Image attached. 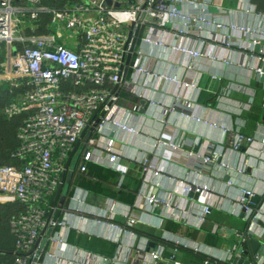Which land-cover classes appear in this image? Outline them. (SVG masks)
<instances>
[{
	"label": "built area",
	"instance_id": "built-area-1",
	"mask_svg": "<svg viewBox=\"0 0 264 264\" xmlns=\"http://www.w3.org/2000/svg\"><path fill=\"white\" fill-rule=\"evenodd\" d=\"M44 1L0 0V89L6 88L15 97L3 111L8 120L23 116L16 133L17 147L10 153L15 164L0 167V197L22 207V212L10 220L15 247L11 261L3 264H48L47 260L52 261L51 264H182L176 258L177 249L166 259L159 252L146 251L135 243L126 248L117 243L114 258L75 247L72 257L64 256L72 225L63 218L67 214L65 206L56 223L52 218L49 220L58 209L53 206V200L72 153L98 118L100 122L86 143L78 165L79 173H88L89 164L125 172L119 163L122 153L114 134L135 138L140 132L126 122L127 111L119 105L120 92L148 98L147 86L153 80L196 89V85L175 75L158 73L141 65V43L182 56L183 65L190 69L194 60L211 56L204 49L207 39L227 48L233 45L242 48L243 39L250 37L252 49L261 46L264 44L263 23L260 22L257 28L227 25L207 14L213 0H111L110 6L106 0H81L63 9L48 7ZM250 1L240 0V11L251 14ZM188 7H198L199 11H188ZM259 18L264 17L259 15ZM138 27L140 35L133 59L139 61L134 63L132 60L125 77L126 57ZM213 29L215 33L208 37L207 33ZM183 41H186L185 45ZM257 61L255 71L262 76L263 56L257 57ZM175 97L172 110L184 106L193 110L192 103L178 95ZM151 104L156 106L152 100ZM102 112L104 117H100ZM168 113L169 109H162L161 116ZM255 143V138L240 131H227L230 150L241 152L245 146ZM260 145L264 146V139ZM159 146L172 151L180 149L179 143L166 141L163 136L155 141V147ZM188 156L196 157L204 166H211L217 160L215 155L189 153ZM242 160L243 166L237 169L239 173L249 164L247 158ZM142 165L143 181L135 204L125 206L108 199L99 216L100 220L123 229L135 239L138 237L137 226L145 224L144 216L160 224L164 220L180 222L190 216L176 202L149 192L151 179L160 173L146 157L142 159ZM222 166L230 169L227 164ZM177 188L180 200H186L191 193L206 192L184 181H179ZM246 196L252 198L254 194L242 190L239 199L240 206L246 211L245 219L249 221L248 233L258 228L261 232H255V237L264 241V228L258 226L263 205L255 212L249 201L246 203ZM69 199L70 196L66 201ZM72 200L83 203L80 197L75 196ZM120 207H126L127 212L120 213ZM210 211L209 206L204 207L200 220L204 221ZM118 216L124 218L123 226L115 224ZM50 227L53 234L47 249L37 257L42 233ZM242 242L245 240L240 237L228 250V261L214 264H231L235 255L242 257L238 253ZM127 251L134 252L131 263L127 260ZM247 259L250 264H264L263 256ZM205 264L212 263L207 260Z\"/></svg>",
	"mask_w": 264,
	"mask_h": 264
},
{
	"label": "crops",
	"instance_id": "crops-1",
	"mask_svg": "<svg viewBox=\"0 0 264 264\" xmlns=\"http://www.w3.org/2000/svg\"><path fill=\"white\" fill-rule=\"evenodd\" d=\"M263 1L251 0L249 5L252 13L246 14L240 11V0H213L207 14L227 25L257 28L262 22L264 28V18H259V15L264 17ZM187 10L198 12L199 8L188 7ZM214 33L213 29L207 36L211 37ZM185 44L186 41H183V45ZM205 44L207 46L204 49L215 59L205 57L194 60L188 69L183 65L182 56L172 54L167 49L141 43V65H147L158 73L175 75L184 82L196 85V89L153 80L147 86V92L150 93L148 98L120 92L119 105L127 111L126 122L136 127L140 135L133 138L115 133L113 137L121 150L119 163L125 171L120 173L122 178L119 179V186L125 184L126 177L128 183L130 179L143 181L142 159L146 157L160 173V176L151 179L149 192L176 202L190 216L180 222L164 220L161 224L144 216L145 224L138 225L136 231L150 234L156 241L139 234L135 239L123 232V229H117V226L99 219L110 197L94 195L88 190L75 187L66 206L67 214L63 217L72 225L71 232L116 246L113 257L98 253H93L94 255L114 258L117 256V243L125 248L135 243L146 251L159 252L166 259L177 249L176 258L182 264H205L204 256L212 264L225 263L230 257L228 250L242 238L247 228V221L240 219L243 211L239 204L241 191L247 190L254 196L264 198V146L260 145L264 139V80L255 71L257 57L264 58V44L260 49L263 53H256L252 49L250 37L243 39L242 48L238 45L227 48L210 39ZM133 61L136 63L139 59L134 58ZM261 66L263 68L264 63ZM176 95L192 103L193 110L184 105L172 110ZM151 100L156 106L151 104ZM162 109H169V113L161 116ZM5 119L11 127V139L6 145L2 144L3 140L0 141V167L15 164L9 157L17 146L16 132L22 122L19 117ZM228 130L240 131L247 137L255 138L256 143L245 146L241 152L230 150L227 145ZM161 136L166 141L179 143L180 149L172 151L166 147H155V141ZM80 145L86 147L83 142ZM189 153L200 156L215 155L217 160L211 166H204L196 157L190 158ZM82 154L83 152L80 159ZM243 158H247L249 164L239 173L237 169L243 166ZM74 160L75 156L70 166H73ZM223 164L229 165L230 169L223 167ZM79 174L81 173L77 164L73 179ZM179 181L199 186L206 192L198 193L197 199L189 196L186 200H180L177 193ZM229 182L232 186H228ZM75 196L82 198L83 203H75L72 200ZM206 206L211 211L201 221L200 217ZM21 212L22 207L19 204L7 202L0 197V264L12 259L15 242L10 232V220ZM119 212L126 213V207H120ZM260 215L258 226L264 228V203ZM124 223V218L116 217L115 224L123 226ZM255 232L261 231L256 228L249 235L254 238ZM150 244L154 247L151 248ZM68 245L64 256L72 257L73 247L84 251L69 242ZM127 253V260L131 263L134 252ZM46 262L52 263L49 260Z\"/></svg>",
	"mask_w": 264,
	"mask_h": 264
},
{
	"label": "trees",
	"instance_id": "trees-1",
	"mask_svg": "<svg viewBox=\"0 0 264 264\" xmlns=\"http://www.w3.org/2000/svg\"><path fill=\"white\" fill-rule=\"evenodd\" d=\"M79 2H81V0H45L44 4L54 9H63L66 5ZM130 74L131 70L129 71V76ZM13 97L14 96L9 94L7 89H0V108L5 109V107L14 100L12 99ZM19 118H21V121L23 120V116H20ZM21 123L22 122H20V125ZM80 160L77 163L78 165ZM120 178H122V175L119 172L112 171L96 164H89L88 173H81L72 180L68 196L72 195L71 191L73 188L80 187L88 190L94 195L110 197L111 199L117 200L122 204L132 206L135 204L136 196L140 190L142 181L138 179H130L128 183L126 177L125 184L119 186ZM67 204L68 201L65 202L64 206L66 207ZM176 229H178V227H176ZM137 234L146 236L149 239L156 241V238L152 237V235L143 233L140 230H137ZM68 242L80 249H83L87 253H98L106 257H113L116 249V246L114 245L108 244L98 239H90L85 236L77 235L75 232H71ZM185 251L190 253L189 250ZM203 259H206L207 261V257L204 256Z\"/></svg>",
	"mask_w": 264,
	"mask_h": 264
},
{
	"label": "water",
	"instance_id": "water-1",
	"mask_svg": "<svg viewBox=\"0 0 264 264\" xmlns=\"http://www.w3.org/2000/svg\"><path fill=\"white\" fill-rule=\"evenodd\" d=\"M16 3H19V0H16ZM106 3L110 6L112 4L111 0H106ZM119 4H116V7L119 8ZM140 35V28L138 27L135 34H134V38L132 40L130 49H129V54L126 57V67L124 69V73H125V77L128 74V70L129 67L132 63L133 57H134V52L135 49L137 47L138 44V38ZM261 49V46H256L255 47V52L259 53ZM263 71V75H262V79L264 80V66L262 68ZM124 77V78H125ZM105 113L102 112L100 114V117H104ZM100 122V119H96V122L94 124V126L87 132L85 133L83 139L80 142H83L84 144H86L88 142V140L92 137L93 132H94V128L96 127V125ZM263 122H264V117H263ZM80 142L78 143V145L76 146L75 151L72 153L70 160L67 164V171L63 176V180H62V184L56 194V197L54 199V203L53 206L57 207V211L54 214H51L49 217V220L52 218L53 222H57L61 215H62V209L64 208V204L67 200L69 191H70V186H71V182L76 170V166L78 161L80 160V155L81 152H83L84 147H82L80 145ZM75 156V160H74V164L73 166H70V162L72 161V158ZM79 171V170H78ZM199 196L198 193H191L190 197H194L195 199H197V197ZM246 199V203L249 201V206L252 209H255V212L257 210L260 209V207L263 205L264 203V198H260L257 196H254L252 198H249L248 196L245 197ZM246 216V211L245 209H243L242 214L240 215V219L241 220H246L245 219ZM248 228H249V221H247V228L246 231L242 234V237L245 240V243L243 245L240 246L238 253L242 254V257H238V256H234V258L232 259L231 264H250V261L248 259H246V257H249L251 260L253 259V257L255 255H259V256H263L264 257V242L257 240L253 237H251L248 233ZM53 234V228L50 227L47 231H44L42 233L43 238L41 240L40 243V250L37 254V257H40L42 255V252L45 251V249L48 246L49 243V238L51 237V235ZM151 248L154 247L153 244H150Z\"/></svg>",
	"mask_w": 264,
	"mask_h": 264
},
{
	"label": "rangeland",
	"instance_id": "rangeland-1",
	"mask_svg": "<svg viewBox=\"0 0 264 264\" xmlns=\"http://www.w3.org/2000/svg\"><path fill=\"white\" fill-rule=\"evenodd\" d=\"M14 52H16V49H14ZM3 110L4 108H0V141L3 140L2 144L6 145L7 141L11 139V127L5 119Z\"/></svg>",
	"mask_w": 264,
	"mask_h": 264
}]
</instances>
